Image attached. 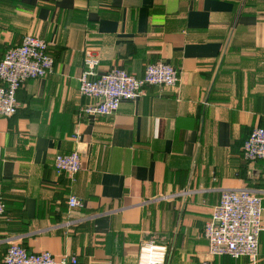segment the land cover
<instances>
[{"label": "crops", "instance_id": "0c3cea01", "mask_svg": "<svg viewBox=\"0 0 264 264\" xmlns=\"http://www.w3.org/2000/svg\"><path fill=\"white\" fill-rule=\"evenodd\" d=\"M28 34L54 67L0 115V264L12 242L76 264H251L210 255L204 229L223 190L251 189L264 207V159L242 148L264 127V0H0V60ZM88 56L94 77L163 61L179 82L89 116ZM73 151L81 170L58 174L56 155Z\"/></svg>", "mask_w": 264, "mask_h": 264}, {"label": "built area", "instance_id": "2783aa9c", "mask_svg": "<svg viewBox=\"0 0 264 264\" xmlns=\"http://www.w3.org/2000/svg\"><path fill=\"white\" fill-rule=\"evenodd\" d=\"M90 55V52L87 53ZM97 59L88 56L87 69L80 77V93L93 101L83 107L89 116H111L125 100L136 101L144 94L146 85L159 88L179 82L178 71L169 63L157 61L147 65L143 77H136L121 67L94 77ZM54 67V59L45 39L28 34L20 45L8 49L0 60V115L12 117L17 113V92L32 78L47 76ZM243 152L250 161L264 159V127L252 130L243 143ZM58 174L74 177L81 170L78 151L55 157ZM82 205L76 196L68 198L69 208ZM6 205L0 198V216H5ZM263 198L251 189H226L220 194L212 216L206 223L204 236L212 256L229 255L234 259L247 257L256 264L259 255V236L263 229ZM5 264H67L77 263L76 257L64 254L57 257L50 251L30 252L12 242L4 256ZM150 264H156L151 259Z\"/></svg>", "mask_w": 264, "mask_h": 264}]
</instances>
